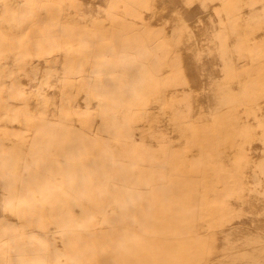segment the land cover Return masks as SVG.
<instances>
[{
	"label": "crops",
	"instance_id": "obj_1",
	"mask_svg": "<svg viewBox=\"0 0 264 264\" xmlns=\"http://www.w3.org/2000/svg\"><path fill=\"white\" fill-rule=\"evenodd\" d=\"M7 69L0 264H264V0H0Z\"/></svg>",
	"mask_w": 264,
	"mask_h": 264
},
{
	"label": "rangeland",
	"instance_id": "obj_2",
	"mask_svg": "<svg viewBox=\"0 0 264 264\" xmlns=\"http://www.w3.org/2000/svg\"><path fill=\"white\" fill-rule=\"evenodd\" d=\"M19 79H21V77H19L18 75H16V73H13L11 71V69H7L6 70V75L4 80L2 81V83H4V88L1 87V91H4V89H6V85L11 86L12 84H15ZM30 80V78L28 79V81ZM32 83L30 85H34L35 86V79L31 80ZM149 111V110H147ZM96 133V131L94 132ZM33 149L29 148V150L25 153L24 155V160L27 162L28 167L31 169L30 173L33 174L35 171V167H34V161H35V157L33 154ZM45 160V165L43 168V171L45 173H48L51 171L52 173V178L54 179V188L59 192V193H63L64 195H66L70 200H72V202L77 206L80 205V199H81V191H77L74 190V184L78 185L81 181L82 175L78 174L75 175L72 179V182H65L63 180V175H62V158L60 156L57 155H53L51 157V159L46 158ZM253 192L254 194H256L258 192L257 187L254 185L253 187ZM8 194V193H7ZM7 194L4 193V191L1 193V196L3 197V199L5 200V198L7 197ZM0 196V197H1ZM37 205H39V203H37ZM78 214V217H84V215L87 213V211H75ZM50 212L47 209L45 211V213H43L42 215H40L39 217V221L40 223L45 227V229L49 232H51L52 235H54V237L56 238H61L63 237L64 239H66L64 241V243H69L71 238H75L77 236V234L74 233V235H72V232L67 231L64 227L59 226L57 229L53 230L52 227L49 224V215ZM92 214V215H91ZM1 220H9L12 221L10 218H8L7 216H5L4 214H2L1 212ZM90 217H93L95 219H99L102 217V211H90ZM92 218V219H93ZM102 226H74V231H78V232H101L102 231ZM74 236V237H73ZM1 242V241H0ZM9 252L6 250H1L0 251V257L6 258V256H9Z\"/></svg>",
	"mask_w": 264,
	"mask_h": 264
}]
</instances>
